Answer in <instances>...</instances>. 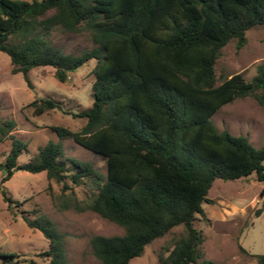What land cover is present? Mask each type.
Returning a JSON list of instances; mask_svg holds the SVG:
<instances>
[{
	"label": "trees",
	"instance_id": "trees-1",
	"mask_svg": "<svg viewBox=\"0 0 264 264\" xmlns=\"http://www.w3.org/2000/svg\"><path fill=\"white\" fill-rule=\"evenodd\" d=\"M256 24L264 26V0H0V50L9 57L10 72L20 71L28 85L32 66L50 65L64 81L67 72L94 58L89 106L64 110L84 122L75 130L50 127L104 159L100 172L89 161L63 155L60 142L49 139L31 159L17 162L26 142L9 132L13 118H0V141L10 139L0 163L2 199L12 200L1 183L14 169L44 170L60 183L58 208L92 210L122 227L121 233L90 236L96 264H127L176 225L182 229L160 245L158 264H214L201 256L196 214L203 215L201 202L210 201L214 177L253 171L264 183V143L217 129L210 116L237 97L251 96L264 106V62L249 79L236 71L219 81L213 64L228 39L239 47ZM53 28L85 30L93 44L63 51L48 38ZM29 105L33 114L59 107L48 96ZM84 183L87 190L77 197L72 184ZM31 213L22 209L21 217L47 239L39 251L44 264H65L62 233L39 207ZM15 255L0 251L4 258ZM254 255L255 264H264V251Z\"/></svg>",
	"mask_w": 264,
	"mask_h": 264
},
{
	"label": "rangeland",
	"instance_id": "rangeland-1",
	"mask_svg": "<svg viewBox=\"0 0 264 264\" xmlns=\"http://www.w3.org/2000/svg\"><path fill=\"white\" fill-rule=\"evenodd\" d=\"M48 38L66 52H78L93 44L85 30L65 32L53 28ZM260 62H264V26L256 24L245 30L244 41L239 47H236L234 38L228 39L220 47L213 66L217 81L236 71H241L243 77L249 79ZM93 63L94 58H88L67 72L64 81L51 74L50 65L32 66L27 71L28 85L20 71L10 72L9 57L0 50V118H13L15 124L9 132L24 140L27 146L17 154V162L31 159L37 146L50 139L60 142L63 155L89 161L98 171L104 172L101 155L71 137H58L50 127L59 125L75 130L84 122V117L72 116L64 110L78 111L89 106L92 99L89 70ZM43 96L58 101L59 107L33 114L29 101ZM210 118L217 129L245 134L254 145L264 143V106L251 96L237 97L221 104ZM9 145V137L0 141V163ZM2 172L0 166V175ZM263 184L255 178L253 171L232 179H212L206 193L210 201L201 202L203 215L196 214L193 222L202 234V257L214 264L256 263L254 254L264 251V193L259 194ZM72 185L77 197H81L88 186L87 183ZM59 186L58 181L46 178L44 170L31 172L19 168L1 183L12 200L8 204L0 195V251H14L17 255L12 258L0 256V264H30L29 259L38 264L46 261L39 251L47 246V239L38 229L25 224L22 209L31 216L32 207L37 206L54 221L62 233L65 264H96L98 258L91 250L90 236L123 231L120 225L95 211L58 208ZM255 209L259 210L257 214ZM181 229V225H176L171 231L152 239L127 264H158L156 253L160 245Z\"/></svg>",
	"mask_w": 264,
	"mask_h": 264
}]
</instances>
